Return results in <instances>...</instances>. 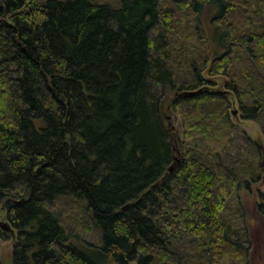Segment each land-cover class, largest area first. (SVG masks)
Wrapping results in <instances>:
<instances>
[{
  "label": "trees",
  "instance_id": "1",
  "mask_svg": "<svg viewBox=\"0 0 264 264\" xmlns=\"http://www.w3.org/2000/svg\"><path fill=\"white\" fill-rule=\"evenodd\" d=\"M230 94L263 122L264 0H0L12 264H250L239 192L262 149Z\"/></svg>",
  "mask_w": 264,
  "mask_h": 264
},
{
  "label": "rangeland",
  "instance_id": "2",
  "mask_svg": "<svg viewBox=\"0 0 264 264\" xmlns=\"http://www.w3.org/2000/svg\"><path fill=\"white\" fill-rule=\"evenodd\" d=\"M107 1V0H104ZM211 7V6H208ZM211 9L205 8L202 13V22L205 28H210V18L212 16ZM213 45V44H212ZM210 58L213 59L212 50L209 51ZM204 77L212 82L213 87L219 90H224V83L226 81L225 76H213L210 75L207 70L204 71ZM174 95V94H173ZM171 96H168L165 101V119L167 123L172 127L177 134L183 137L184 127L182 124V118L180 114L173 109L171 103ZM229 97L234 101L231 111L233 113L234 121L239 127L247 132V134L256 141L262 149V155L260 158H255V168L258 174V180H250V187L243 186L239 192L241 208L244 213L245 224L250 241L249 262L250 264H264V217L257 213V202L260 199V195L264 193V120L263 122L246 119L242 116V110L235 100V96L230 94ZM237 136H240L238 134ZM253 158V157H251ZM6 215L3 211L0 214V221H5ZM10 235V232L8 233ZM16 237V231L10 236L9 239H0V257L4 264H12V250L14 240Z\"/></svg>",
  "mask_w": 264,
  "mask_h": 264
},
{
  "label": "water",
  "instance_id": "3",
  "mask_svg": "<svg viewBox=\"0 0 264 264\" xmlns=\"http://www.w3.org/2000/svg\"><path fill=\"white\" fill-rule=\"evenodd\" d=\"M236 113V112H234ZM173 168H171L172 170ZM0 226L2 227L3 230L10 231L12 230L11 225L7 221H0Z\"/></svg>",
  "mask_w": 264,
  "mask_h": 264
}]
</instances>
